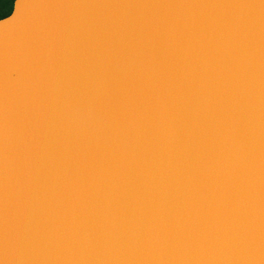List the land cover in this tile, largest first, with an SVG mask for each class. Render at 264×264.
<instances>
[{
  "label": "water",
  "instance_id": "water-1",
  "mask_svg": "<svg viewBox=\"0 0 264 264\" xmlns=\"http://www.w3.org/2000/svg\"><path fill=\"white\" fill-rule=\"evenodd\" d=\"M0 264H264V0H14Z\"/></svg>",
  "mask_w": 264,
  "mask_h": 264
},
{
  "label": "rangeland",
  "instance_id": "rangeland-1",
  "mask_svg": "<svg viewBox=\"0 0 264 264\" xmlns=\"http://www.w3.org/2000/svg\"><path fill=\"white\" fill-rule=\"evenodd\" d=\"M14 0H0V15L7 14L11 9Z\"/></svg>",
  "mask_w": 264,
  "mask_h": 264
},
{
  "label": "trees",
  "instance_id": "trees-1",
  "mask_svg": "<svg viewBox=\"0 0 264 264\" xmlns=\"http://www.w3.org/2000/svg\"><path fill=\"white\" fill-rule=\"evenodd\" d=\"M12 10H13V4H11V9H10V11H9L7 14L0 15V18L5 17V16H7L8 14H10V13L12 12Z\"/></svg>",
  "mask_w": 264,
  "mask_h": 264
}]
</instances>
